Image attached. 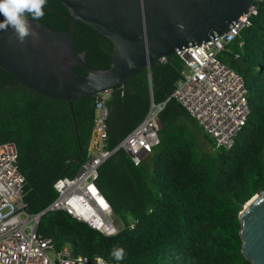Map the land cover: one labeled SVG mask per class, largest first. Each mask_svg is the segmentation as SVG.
<instances>
[{"label":"trees","instance_id":"1","mask_svg":"<svg viewBox=\"0 0 264 264\" xmlns=\"http://www.w3.org/2000/svg\"><path fill=\"white\" fill-rule=\"evenodd\" d=\"M258 14L220 60L239 73L248 89L251 114L233 147L218 148L186 108L172 97L186 71L178 54L156 61L131 76L108 99L107 149L118 145L146 117L152 101L167 105L161 113L160 143L135 165L124 149L99 169L96 185L114 215L127 227L107 235L68 211L43 214L38 232L55 248L121 264H253L242 252L240 212L264 190V0ZM39 20L67 31L71 20L61 0H47ZM28 20H32L28 17ZM74 44L93 69L112 65L113 43L78 21ZM80 74L86 70L74 66ZM96 119V96L69 102L40 94L0 68V143L14 142L18 168L25 176L27 211L44 210L58 196L55 183L74 178L89 159ZM194 131L212 149L198 153ZM136 222L130 227V222ZM114 247L125 257L116 261Z\"/></svg>","mask_w":264,"mask_h":264},{"label":"built area","instance_id":"2","mask_svg":"<svg viewBox=\"0 0 264 264\" xmlns=\"http://www.w3.org/2000/svg\"><path fill=\"white\" fill-rule=\"evenodd\" d=\"M257 0L249 12L242 15L233 29L201 45L177 52L185 65L184 77L178 81L172 95L189 114L213 138L218 148L229 149L246 125L251 114L248 89L244 78L220 60L225 46L236 40L241 32L252 24L258 14ZM167 57L157 61L165 62ZM112 90L96 96V119L89 159L74 178L63 177L56 181L57 198L41 212L27 211L25 202V176L18 168V149L14 142L0 143V264H121L103 256L89 257L76 254L68 248L57 250L52 237H42L38 227L43 214L65 210L73 217L89 223L104 234L114 235L127 224L118 219L109 201L96 185L100 167L116 152L124 149L135 165L152 152L160 143L161 113L168 100L152 101L144 120L118 145L107 149L108 99ZM96 191L99 200L92 203L91 219L77 210L88 192ZM92 200V196L89 197ZM121 223L119 225L116 221ZM136 222L131 221L130 227Z\"/></svg>","mask_w":264,"mask_h":264},{"label":"water","instance_id":"3","mask_svg":"<svg viewBox=\"0 0 264 264\" xmlns=\"http://www.w3.org/2000/svg\"><path fill=\"white\" fill-rule=\"evenodd\" d=\"M71 20L56 31L28 20L38 33L19 40L13 29L0 31V68L30 89L67 100L95 96L151 67L161 57L201 45L233 29L257 0H61ZM2 19V17H0ZM78 21L113 43L112 65L93 69L74 44ZM86 74L80 75L74 66ZM242 252L253 264H264V190L240 212Z\"/></svg>","mask_w":264,"mask_h":264},{"label":"clouds","instance_id":"4","mask_svg":"<svg viewBox=\"0 0 264 264\" xmlns=\"http://www.w3.org/2000/svg\"><path fill=\"white\" fill-rule=\"evenodd\" d=\"M47 0H0V31L13 29L17 38L21 41L28 35L38 36L31 31L28 17L39 20L44 15V5ZM111 255L116 261H122L125 257L123 247H114Z\"/></svg>","mask_w":264,"mask_h":264},{"label":"bare ground","instance_id":"5","mask_svg":"<svg viewBox=\"0 0 264 264\" xmlns=\"http://www.w3.org/2000/svg\"><path fill=\"white\" fill-rule=\"evenodd\" d=\"M90 196H92V200H90ZM85 199L81 200V206L77 207V210L84 214V218L91 219L90 217H95L93 214V205L92 203L97 202L99 200V195L96 193V191L88 192L86 196H84Z\"/></svg>","mask_w":264,"mask_h":264},{"label":"rangeland","instance_id":"6","mask_svg":"<svg viewBox=\"0 0 264 264\" xmlns=\"http://www.w3.org/2000/svg\"><path fill=\"white\" fill-rule=\"evenodd\" d=\"M192 132L193 133H191L190 135H191V138L196 141L195 150L198 153L211 151L212 145H211L210 141L207 138H205L204 136L198 135L194 131H192ZM115 221H116V219H115ZM116 223L121 225V223H119L117 221H116Z\"/></svg>","mask_w":264,"mask_h":264},{"label":"crops","instance_id":"7","mask_svg":"<svg viewBox=\"0 0 264 264\" xmlns=\"http://www.w3.org/2000/svg\"><path fill=\"white\" fill-rule=\"evenodd\" d=\"M92 147H96V142H92Z\"/></svg>","mask_w":264,"mask_h":264}]
</instances>
